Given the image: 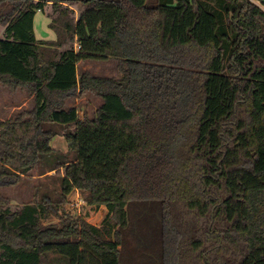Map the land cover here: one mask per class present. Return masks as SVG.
<instances>
[{"label":"trees","instance_id":"16d2710c","mask_svg":"<svg viewBox=\"0 0 264 264\" xmlns=\"http://www.w3.org/2000/svg\"><path fill=\"white\" fill-rule=\"evenodd\" d=\"M254 1L264 4L0 0V83L35 100L0 119V264L49 254L64 264H264V9ZM63 2L82 5L77 18ZM48 6L59 36L49 43L34 31ZM110 59L119 77L78 73L81 61ZM86 91L103 101L94 118L65 106ZM58 135L73 160L53 154ZM59 169L55 196L36 185L33 201L13 207L3 193L33 170ZM73 191L106 207L101 226L66 211Z\"/></svg>","mask_w":264,"mask_h":264},{"label":"rangeland","instance_id":"374dc122","mask_svg":"<svg viewBox=\"0 0 264 264\" xmlns=\"http://www.w3.org/2000/svg\"><path fill=\"white\" fill-rule=\"evenodd\" d=\"M157 0H147L148 5H153ZM214 9L220 10V6L213 1L210 2ZM258 6L264 9V4L260 1H254ZM67 6H71L74 9V16L77 17L78 13L82 9V5L78 2L64 3ZM51 6V5H50ZM71 9V8H70ZM52 13V8H47V12H37L34 19V31L35 36L38 40H43L45 42H54L58 40L57 29L51 26L52 18L48 15ZM79 74L84 71L89 72L92 75L96 76H113L119 77L117 70V61L115 59H110L107 61H96V60H85L84 63H81L78 66ZM1 84V83H0ZM19 88L13 90L16 91ZM5 90H0V110L3 109L4 114L3 118L15 117L18 113L26 111V109L21 108H12L13 106H21L23 102H27L26 94L22 95H8V92ZM29 98V97H28ZM103 103L100 98L96 97V94L91 91H86L79 97H69L66 100V108L74 105L79 110L80 117H90L94 118L96 116V111ZM33 104V102H32ZM10 106L8 108V106ZM7 108V109H6ZM13 109V110H12ZM2 112V111H1ZM0 112V113H1ZM53 154L56 156L67 155L69 160L74 159V153L71 152L68 148V144L62 135H58L54 138L52 144ZM63 169L58 171H51L45 175H40L38 170H33L29 175L23 176L21 181L13 186L7 187L3 190V193L10 197L12 200L11 205L16 207V205L22 203H28L33 201V198L36 193V185L40 186V194L43 195L45 192L53 193V196L56 195V191L60 190V182L58 179V174H62ZM38 195V194H37ZM82 200V201H81ZM66 211L73 215V217L81 216L84 217L89 223L97 226H101L104 222V219L107 215V209L105 206H92L86 203L82 195L73 191L68 196V202L65 206ZM55 223L58 222V218L54 215L50 216L46 223ZM136 233V232H135ZM144 263V260H143ZM46 264H64L59 261V256L56 254H49L46 260Z\"/></svg>","mask_w":264,"mask_h":264},{"label":"crops","instance_id":"0c3cea01","mask_svg":"<svg viewBox=\"0 0 264 264\" xmlns=\"http://www.w3.org/2000/svg\"><path fill=\"white\" fill-rule=\"evenodd\" d=\"M64 3H66V2H63V5H65ZM65 6H67V5H65ZM49 7V6H48ZM48 7H46V9L48 8ZM69 7V6H68ZM70 8L71 9H73V7H71L70 6ZM74 10V9H73ZM40 12H43V11H40ZM46 12V11H45ZM48 14H50V13H48ZM77 18V17H76ZM38 40V39H37ZM39 41H41V42H45V41H43V40H39ZM81 63H84V62H79L78 63V66L81 64ZM77 66V67H78ZM78 73H79V71H78ZM119 76V75H118ZM5 90L4 92H8V95H10V96H14L16 93V95H24V94H26V98H27V102H23L22 104H21V106L19 107V105L18 106H13V105H10V106H13L12 108L14 109V108H18V109H21V108H24V109H26V110H31L34 106H35V100H34V96H32V95H30L26 90H22V89H18V90H16V91H13V90H10L9 88H7V87H5V86H3L2 84H0V90ZM29 97V98H28ZM96 97H98V98H100L99 96H97L96 95ZM100 100H102L101 98H100ZM32 102H33V104H32ZM8 106V105H7ZM10 106H8V108L10 107ZM74 105H72V106H70V107H73ZM7 109V108H6ZM12 109V110H13ZM2 111V112H1ZM0 119H2V120H6V119H9V118H3L2 116L3 115H1V114H4V111H3V109H1L0 110ZM82 118V117H81Z\"/></svg>","mask_w":264,"mask_h":264},{"label":"built area","instance_id":"2783aa9c","mask_svg":"<svg viewBox=\"0 0 264 264\" xmlns=\"http://www.w3.org/2000/svg\"><path fill=\"white\" fill-rule=\"evenodd\" d=\"M77 48H79V45H77ZM82 201V200H81Z\"/></svg>","mask_w":264,"mask_h":264}]
</instances>
